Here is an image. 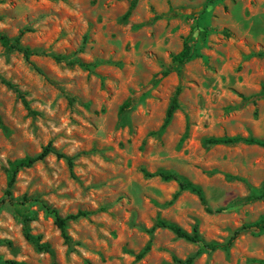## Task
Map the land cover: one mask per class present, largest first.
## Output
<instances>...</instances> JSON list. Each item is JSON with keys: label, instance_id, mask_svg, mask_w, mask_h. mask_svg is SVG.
<instances>
[{"label": "rangeland", "instance_id": "1", "mask_svg": "<svg viewBox=\"0 0 264 264\" xmlns=\"http://www.w3.org/2000/svg\"><path fill=\"white\" fill-rule=\"evenodd\" d=\"M131 1L0 0V33L23 32L21 45L37 52L26 60L0 44V261L260 264L256 230L241 231L227 250L204 244L222 245L264 216V199L246 200L264 190V147L243 141L264 142V97L243 100L264 90V0L207 9L205 0H136L125 18ZM185 42L193 58L176 66L171 55ZM76 59L90 68L68 65ZM161 71L169 74L152 85ZM177 89L178 108L163 127ZM223 138L239 141L209 143ZM47 145L71 164L47 156L18 172L7 197L8 163ZM144 171L180 176L205 202ZM41 202L63 217L90 212L68 223L70 248ZM25 219L49 253L25 240ZM159 220L196 228L202 243Z\"/></svg>", "mask_w": 264, "mask_h": 264}, {"label": "trees", "instance_id": "2", "mask_svg": "<svg viewBox=\"0 0 264 264\" xmlns=\"http://www.w3.org/2000/svg\"><path fill=\"white\" fill-rule=\"evenodd\" d=\"M218 1L219 0H205L203 8L207 9L209 7H212ZM135 3H136V0L131 1L129 9L125 14V18H127L131 14V12L135 6ZM22 34H23V32H21L17 37L10 39L9 37H7V35L0 33V44L8 50H14V51L21 53L23 55V57L26 60H28V59H30V57L36 55L37 52L30 49L29 47H24L21 45L20 37ZM193 55H194L193 45L185 42L183 44V47H182L180 52L171 55V60L176 66H183L184 64H186L187 62H189L193 58ZM260 55H264V51L261 52ZM53 59L56 62H62L64 60H66L67 57L53 56ZM74 64L79 65L80 67H82L84 69L90 68L89 64H86V63H84L78 59L68 62V65H74ZM168 74H169V71H161V72L157 73L153 77L151 84L155 85L161 79L165 78ZM7 85L11 88L13 87L11 84H7ZM178 95H179V89L176 90V92H175V94L171 100L170 106L167 110L166 120L163 124V127H165L169 123L173 113L178 108ZM263 97H264V90H262L261 92H259L258 94L254 95V96H251L249 98H244L243 100L247 101V100H253V99H260ZM23 103L25 106H27V103L25 101ZM124 107H126V104L121 107V111L123 110ZM237 141H239L238 138H223V139L209 140V143H212V144H230V143H234ZM243 141L245 143H248V144H255V145L264 147V142L260 141V140L249 138V139H244ZM49 155H55L57 158H60V159H62V158L66 159L68 161V163L71 164V159L64 156L63 154H60L59 152H56L51 147V145H47L46 147H44L41 150V152L35 156H26L24 158L11 161L8 163V167L6 170V173H7V190L5 192V195L7 197L11 196V189L13 188V186L16 182V177H17V174L19 171H21L23 169L31 168L34 164L43 161ZM144 175L146 177L157 176V177H160L161 179H163L165 181H175L178 184V187L181 191H185V190L190 191V192L196 194L201 202H203V203L205 202L203 192L198 186H196L193 183L181 178L180 176H178L176 174L165 173V172H157L155 174H150V173L144 171ZM259 199H264V190L257 195L250 196L246 200L248 201V200H259ZM25 201H26V199H25ZM41 203H42L43 207L46 209V211L53 216L54 224L56 225L57 229L59 230L60 236L62 237L64 244L67 245L68 248H70V246L72 244V240H71V237L69 236V234L67 232L68 223L72 222V221H76L78 219L86 218L88 215H90V212L78 211L75 214H71V215H67V216L63 217L59 214V212L56 209L50 208V206H48L44 202H41ZM207 211L211 212V210H209V209ZM223 211H224V208H218L215 210L216 213H220ZM27 221L28 220H26V219L23 221V224H24L23 225V236H24L25 240L27 242L31 243L38 252L49 253L50 252L49 244L46 242H42V239L40 236H33L32 234L29 233L27 225H26ZM157 227L169 230L179 239H183V240L191 242V243H202V240H201L200 235L197 232L196 228H194L191 233H188V232L184 231L181 227L174 225V224H169L163 220H159L157 222ZM244 230H256L257 232L262 233L264 235V216L260 217V219H258L254 223L242 225L239 229H237L236 231L233 232V234L226 241V243H224L222 245L204 244V248L209 250V251H213V250H216L219 248L223 249V250H227L233 245V242L237 238L239 233L241 231H244ZM147 251H148V246L145 247L143 249V251H141L136 256V259L140 260L141 258H143ZM191 261H192V259H187L183 264H190ZM178 263H180V262H178ZM259 263L264 264V259L260 260ZM0 264H24V263L15 262V261H3V262L0 261Z\"/></svg>", "mask_w": 264, "mask_h": 264}]
</instances>
